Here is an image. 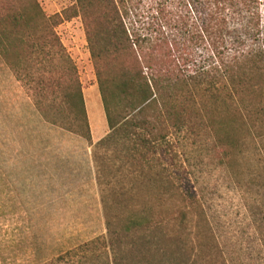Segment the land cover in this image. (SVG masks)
Listing matches in <instances>:
<instances>
[{
	"label": "trees",
	"instance_id": "trees-1",
	"mask_svg": "<svg viewBox=\"0 0 264 264\" xmlns=\"http://www.w3.org/2000/svg\"><path fill=\"white\" fill-rule=\"evenodd\" d=\"M176 2L182 9L174 12ZM143 6L144 0H75L48 17L36 0H0V58L17 73L26 74L22 60H33L39 47L49 57L50 48L60 46L56 26L78 17L84 26L109 128L105 138L92 143L79 79L71 88L61 80L56 86L93 148L107 234L84 246L90 255L79 264H264L258 0H153ZM231 14L239 23L228 48ZM181 161L219 167L233 182L247 236L239 244L235 234L233 260ZM106 170L126 183L109 188ZM203 239L213 243L208 253L198 246Z\"/></svg>",
	"mask_w": 264,
	"mask_h": 264
},
{
	"label": "rangeland",
	"instance_id": "rangeland-1",
	"mask_svg": "<svg viewBox=\"0 0 264 264\" xmlns=\"http://www.w3.org/2000/svg\"><path fill=\"white\" fill-rule=\"evenodd\" d=\"M36 1L48 17L75 4V0ZM152 2L144 0V5L148 8ZM171 8L177 12L182 5L176 2ZM258 10L264 27V0H258ZM238 23L235 16H228L225 32L228 48H233V36L237 35L234 26ZM54 32L60 46L50 48L51 56L45 57L39 47L33 60H22L28 75L12 70L0 58V84L5 86L13 78L21 81L47 121L44 156L0 157V264H79L90 255L84 246L107 234L95 168L89 159L93 148L85 138L86 129L80 127L83 122L77 112L61 104L56 86L61 80L71 88L74 86L71 81L79 79L92 143H98L93 141V133L97 136L103 131L105 138L109 128L89 45L79 17L62 22ZM192 47L200 60L199 46L193 42ZM181 163L189 172L190 185L202 195L213 232L231 252L233 260L235 234L239 244L243 237L247 241L245 210L233 191V182L214 165L206 167V163L199 165L196 161L190 165ZM105 172L104 182L110 184L109 188L119 189L121 183H126L112 179L108 170ZM199 244L207 253L213 246L208 239Z\"/></svg>",
	"mask_w": 264,
	"mask_h": 264
},
{
	"label": "crops",
	"instance_id": "crops-1",
	"mask_svg": "<svg viewBox=\"0 0 264 264\" xmlns=\"http://www.w3.org/2000/svg\"><path fill=\"white\" fill-rule=\"evenodd\" d=\"M103 136V131L97 136L93 133V141L99 142ZM46 141V118L21 81L13 78L5 86L0 84V157L44 156ZM83 158L87 156L83 154ZM89 159L93 168V156H89Z\"/></svg>",
	"mask_w": 264,
	"mask_h": 264
}]
</instances>
